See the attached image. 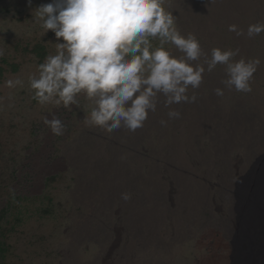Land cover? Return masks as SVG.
Segmentation results:
<instances>
[{"label":"rangeland","instance_id":"374dc122","mask_svg":"<svg viewBox=\"0 0 264 264\" xmlns=\"http://www.w3.org/2000/svg\"><path fill=\"white\" fill-rule=\"evenodd\" d=\"M49 2L0 0V264H238L254 242L241 232L255 231L243 220L242 191L259 190L264 175V32L248 39L227 27L264 22V0H166L179 31L205 52L260 58L253 91L216 96L218 65L195 103L173 106L180 119L161 126V104L134 133L111 134L85 125L83 96L67 110L32 99L28 78L58 42L33 23V10ZM16 78L23 87H5ZM53 114L66 125L62 136L42 122Z\"/></svg>","mask_w":264,"mask_h":264},{"label":"clouds","instance_id":"9594fccd","mask_svg":"<svg viewBox=\"0 0 264 264\" xmlns=\"http://www.w3.org/2000/svg\"><path fill=\"white\" fill-rule=\"evenodd\" d=\"M165 3L51 0L37 6L33 23L42 35L51 30L58 42L55 54L47 55L37 66L38 74L28 78L32 99L67 110L83 96L91 102L85 125L111 134L121 129L134 133L161 104L167 109L161 126L180 119L181 112L173 106L195 103L204 73H212L218 65L223 67V87L213 89L216 96H224L225 90L251 93L260 58L245 57L239 48L212 47L205 52L195 34L179 31ZM227 30L251 39L264 32V22L249 24L246 30L229 24ZM23 85L19 78L5 81L9 89ZM42 122L54 136L64 135L66 125L58 115L51 119L45 115ZM131 195L123 192L121 199L128 201Z\"/></svg>","mask_w":264,"mask_h":264},{"label":"bare ground","instance_id":"6f19581e","mask_svg":"<svg viewBox=\"0 0 264 264\" xmlns=\"http://www.w3.org/2000/svg\"><path fill=\"white\" fill-rule=\"evenodd\" d=\"M258 178L259 182L261 183V188H258L260 191L257 190L249 193L251 191L250 186H246L242 191L243 202L246 205V209L248 211L247 215L243 217V220L246 222V224L252 225L255 228V231H242L241 235L243 237L252 235L255 244L251 238L245 242L246 246L244 249L240 250L237 258L238 264H264V224L262 223L264 222L262 219L264 216V206L261 200L264 194V175L263 179H261L260 175ZM259 182H257V185H260ZM255 193H257V195H254ZM258 201L261 206H259ZM206 261L208 264L212 263V259L208 258Z\"/></svg>","mask_w":264,"mask_h":264},{"label":"trees","instance_id":"16d2710c","mask_svg":"<svg viewBox=\"0 0 264 264\" xmlns=\"http://www.w3.org/2000/svg\"><path fill=\"white\" fill-rule=\"evenodd\" d=\"M36 56L39 59V62H42L43 58L46 55V52L44 50V47H42L41 45H38L35 49H34Z\"/></svg>","mask_w":264,"mask_h":264}]
</instances>
